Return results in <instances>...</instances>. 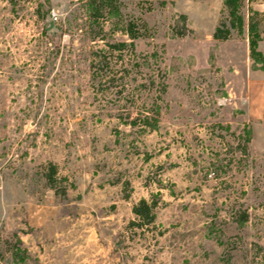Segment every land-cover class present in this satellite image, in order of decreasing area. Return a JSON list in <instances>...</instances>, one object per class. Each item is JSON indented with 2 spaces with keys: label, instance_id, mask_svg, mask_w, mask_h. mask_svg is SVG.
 Returning <instances> with one entry per match:
<instances>
[{
  "label": "rangeland",
  "instance_id": "obj_1",
  "mask_svg": "<svg viewBox=\"0 0 264 264\" xmlns=\"http://www.w3.org/2000/svg\"><path fill=\"white\" fill-rule=\"evenodd\" d=\"M222 5L120 0L149 24L121 53L108 42L129 36L86 1L0 0V264H264V72L248 38L213 39ZM183 14L193 32L175 36Z\"/></svg>",
  "mask_w": 264,
  "mask_h": 264
},
{
  "label": "trees",
  "instance_id": "obj_2",
  "mask_svg": "<svg viewBox=\"0 0 264 264\" xmlns=\"http://www.w3.org/2000/svg\"><path fill=\"white\" fill-rule=\"evenodd\" d=\"M48 1L51 3L50 0ZM82 1H86L91 6L90 13L91 16L94 17V20L99 24V31L106 34L105 23H110L111 27H114L112 28L113 31H121L127 34L131 39L130 41L108 42L109 49L121 53L126 51L136 53L135 41L141 37L147 36V31L149 30V24L147 21L128 19L125 17L121 10L120 0ZM256 1L257 0H223L220 17L214 28L212 37L217 41L248 38L251 67L253 69H261L264 72V51L260 49V42L264 39V11L254 7ZM99 20H102V22ZM172 32L175 36H187L193 32L192 28L187 25L186 14L182 15V21L179 24L177 23L173 25ZM103 34L99 33L96 37H99V39H105ZM217 48V46L211 47V53H216ZM211 63L214 62L212 61ZM108 65L109 60L106 54L103 55L95 52L91 57L90 67L93 69V73L95 77L97 76V79L99 77V71L103 70L106 73V67ZM156 113L159 114V112ZM157 122L158 118L155 116H146L145 120H143V124L149 129H153L157 125ZM132 123L136 124L135 121ZM242 131L245 132L246 140L249 141L251 131L246 127L243 128ZM245 151H247V147L245 148ZM57 173L58 168L54 163L49 165L48 170L45 173L47 184L56 190H58L56 178ZM157 204V200H148L146 198H142L136 203L133 206V212L139 219L137 223L141 225L153 223L156 219L155 208ZM239 220L244 222L248 221V212L242 211ZM18 241L19 243L22 242L20 238H18ZM25 254V250H22L21 247H16L12 251L13 259L20 263L25 260Z\"/></svg>",
  "mask_w": 264,
  "mask_h": 264
},
{
  "label": "crops",
  "instance_id": "obj_3",
  "mask_svg": "<svg viewBox=\"0 0 264 264\" xmlns=\"http://www.w3.org/2000/svg\"><path fill=\"white\" fill-rule=\"evenodd\" d=\"M51 1V4L53 5V7L55 9H66L68 8L69 6H71L72 4L74 3H77L79 1H82V0H50ZM259 7L258 8L259 10H263L264 9V2H261L259 3ZM263 7V8H262ZM248 40V39H247ZM246 40V41H247ZM227 41V40H226ZM222 42V41H221ZM263 77V76H262ZM251 81V79H250Z\"/></svg>",
  "mask_w": 264,
  "mask_h": 264
},
{
  "label": "water",
  "instance_id": "obj_4",
  "mask_svg": "<svg viewBox=\"0 0 264 264\" xmlns=\"http://www.w3.org/2000/svg\"><path fill=\"white\" fill-rule=\"evenodd\" d=\"M53 25H54V22L52 21V22H51V27H53Z\"/></svg>",
  "mask_w": 264,
  "mask_h": 264
}]
</instances>
